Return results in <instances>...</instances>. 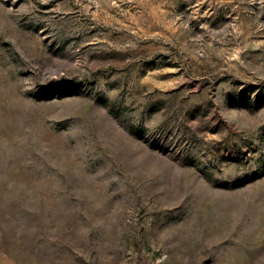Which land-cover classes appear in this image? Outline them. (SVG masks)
<instances>
[{"label": "rangeland", "instance_id": "374dc122", "mask_svg": "<svg viewBox=\"0 0 264 264\" xmlns=\"http://www.w3.org/2000/svg\"><path fill=\"white\" fill-rule=\"evenodd\" d=\"M0 264H264V0H0Z\"/></svg>", "mask_w": 264, "mask_h": 264}]
</instances>
